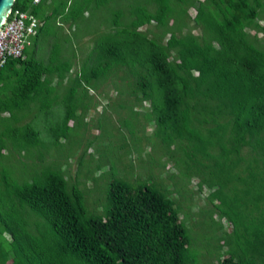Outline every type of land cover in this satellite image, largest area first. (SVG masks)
<instances>
[{
    "label": "trees",
    "instance_id": "16d2710c",
    "mask_svg": "<svg viewBox=\"0 0 264 264\" xmlns=\"http://www.w3.org/2000/svg\"><path fill=\"white\" fill-rule=\"evenodd\" d=\"M111 1L118 0H13L11 10L33 15L38 26L23 58L0 67V155L7 143L27 152L40 144L33 117L18 124L34 109L52 113L61 104L48 139L64 138L87 107L77 88L122 79V71L132 76L129 94L148 101L155 147L176 141L180 170L195 172L198 189L208 175L219 182L213 207L231 228L219 236L225 252L217 264H264V43L246 31L264 41V0H125L128 21L119 27L120 11L70 75L73 63L58 51L61 22L76 26ZM188 19L199 33L182 32ZM51 20L53 43L42 61L33 45ZM151 23L167 33L164 42L139 30ZM66 78L69 92L61 95ZM0 191V264H198L177 205L153 182L110 177L101 209L91 211L61 170L18 183L1 171Z\"/></svg>",
    "mask_w": 264,
    "mask_h": 264
},
{
    "label": "rangeland",
    "instance_id": "374dc122",
    "mask_svg": "<svg viewBox=\"0 0 264 264\" xmlns=\"http://www.w3.org/2000/svg\"><path fill=\"white\" fill-rule=\"evenodd\" d=\"M127 8L125 0L111 1L96 9L93 17H80L76 22L77 27H72L70 22H61V29L57 32V39L61 41L58 51L63 56L62 60L73 63L70 75L78 71L80 60L88 53L93 40L114 28L113 18L120 11L119 27L128 21ZM189 12L192 15L194 11L190 8ZM261 15L264 18V12ZM188 23L191 27L182 32L199 33V27H194L190 19ZM53 27V21H47L37 35L36 44L41 49V60L47 57L53 43L48 34ZM139 28L148 36L157 33L161 42L167 36L153 23ZM246 31L250 38L258 40V44L264 43L258 32L249 27ZM65 33L71 40H62ZM75 49L76 58L73 54ZM117 74L122 79L116 76L105 77L96 87L86 86L89 90L87 92H84L83 86L77 88L78 93H85H79L81 99L87 96V107L83 109L84 112L81 109L76 111L78 116L69 121L66 136L60 137L57 142L48 139V132L57 122L56 117L63 113L61 104L52 113L45 109L28 112L18 124L28 122L33 117L32 126L39 131L40 144L27 152L22 148H12L7 143L0 155V172L8 173L11 180L18 183L30 181L44 170H61L67 186L75 184L81 190L89 211L101 209V191L110 177L119 181L138 178L153 182L177 205L179 218L183 220L189 235V247L193 254L198 255L197 263L217 264L225 252L219 236L231 228L227 219L221 217L213 207L218 201L212 190L218 186V180L208 175L207 181L198 189L196 183L199 179L195 172L191 169L180 170V152L174 151L176 141L161 150L155 147L148 101H139L135 95L129 94L125 82L132 79V76L122 71ZM70 82L71 79L66 78L58 83L61 95L69 92L67 86ZM207 183L213 184V189H207Z\"/></svg>",
    "mask_w": 264,
    "mask_h": 264
},
{
    "label": "built area",
    "instance_id": "2783aa9c",
    "mask_svg": "<svg viewBox=\"0 0 264 264\" xmlns=\"http://www.w3.org/2000/svg\"><path fill=\"white\" fill-rule=\"evenodd\" d=\"M38 0H33L37 2ZM38 20L19 10H10L0 27V67L10 58H23V49L29 44L28 37L35 32Z\"/></svg>",
    "mask_w": 264,
    "mask_h": 264
},
{
    "label": "water",
    "instance_id": "95a60500",
    "mask_svg": "<svg viewBox=\"0 0 264 264\" xmlns=\"http://www.w3.org/2000/svg\"><path fill=\"white\" fill-rule=\"evenodd\" d=\"M13 0H0V27L4 23L7 14L11 10Z\"/></svg>",
    "mask_w": 264,
    "mask_h": 264
},
{
    "label": "crops",
    "instance_id": "0c3cea01",
    "mask_svg": "<svg viewBox=\"0 0 264 264\" xmlns=\"http://www.w3.org/2000/svg\"><path fill=\"white\" fill-rule=\"evenodd\" d=\"M40 46L39 45H33V51H32V53H33V55L36 57V58H41V56L39 55L40 54ZM48 56V55H47ZM39 58V59H40ZM46 58L47 57H45V59H42L43 61H45L46 60Z\"/></svg>",
    "mask_w": 264,
    "mask_h": 264
}]
</instances>
